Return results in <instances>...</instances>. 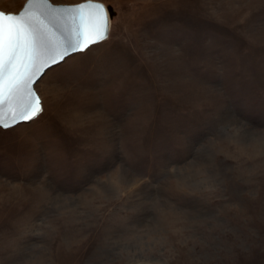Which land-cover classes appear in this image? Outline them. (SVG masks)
<instances>
[{
  "label": "rangeland",
  "instance_id": "374dc122",
  "mask_svg": "<svg viewBox=\"0 0 264 264\" xmlns=\"http://www.w3.org/2000/svg\"><path fill=\"white\" fill-rule=\"evenodd\" d=\"M93 1L0 128V264H264V0Z\"/></svg>",
  "mask_w": 264,
  "mask_h": 264
},
{
  "label": "snow or ice",
  "instance_id": "6c2138e0",
  "mask_svg": "<svg viewBox=\"0 0 264 264\" xmlns=\"http://www.w3.org/2000/svg\"><path fill=\"white\" fill-rule=\"evenodd\" d=\"M107 35L106 9L93 0L72 6L26 0L18 13L0 11V128L37 118L43 108L33 84L44 70Z\"/></svg>",
  "mask_w": 264,
  "mask_h": 264
},
{
  "label": "water",
  "instance_id": "95a60500",
  "mask_svg": "<svg viewBox=\"0 0 264 264\" xmlns=\"http://www.w3.org/2000/svg\"><path fill=\"white\" fill-rule=\"evenodd\" d=\"M86 2V0L85 1H83V2H80V3H77V4H72V5H78V4H81V3H85ZM93 2H95V3H100V2H97V1H93ZM26 3V0H25V2L23 3V5ZM49 3H51L50 1H49ZM52 4V3H51ZM100 4H102V3H100ZM23 5H22V7H23ZM53 6H72V5H64V4H58V5H55V4H52ZM21 7V8H22ZM105 7V9H106V12H107V17H108V29H109V17H110V13H109V10H108V8L106 7V6H104ZM21 8L19 9V11L21 10ZM18 11V12H19ZM18 12H16V13H18ZM108 36V35H107ZM77 53H82V52H76V53H73V54H77ZM72 54V55H73ZM67 58V57H66ZM65 58V59H66ZM61 62H63V61H61ZM60 62V63H61ZM59 64V63H58ZM57 64H55V65H52L51 67H53V66H56ZM51 67H49V68H47V69H45L44 70V72L40 75V77L37 79V81L33 84V90H34V85L38 82V80L41 78V76L45 73V71H47L48 69H50ZM35 91V90H34ZM36 93V92H35ZM38 96V95H37ZM30 122V121H29ZM21 123H27V122H19V123H16V124H14L13 126H11V127H8V128H1V129H9V128H12V127H14V126H16V125H18V124H21Z\"/></svg>",
  "mask_w": 264,
  "mask_h": 264
},
{
  "label": "bare ground",
  "instance_id": "6f19581e",
  "mask_svg": "<svg viewBox=\"0 0 264 264\" xmlns=\"http://www.w3.org/2000/svg\"><path fill=\"white\" fill-rule=\"evenodd\" d=\"M70 56H71V55H70ZM68 57H69V56H68ZM61 63H62V62H61ZM59 64H60V63H59ZM51 68H52V67H51ZM48 70H49V69H48ZM45 73H46V71H45ZM45 73H44V74H45ZM44 74H43V75H44ZM43 75H42V76H43ZM42 76H41V77H42Z\"/></svg>",
  "mask_w": 264,
  "mask_h": 264
}]
</instances>
